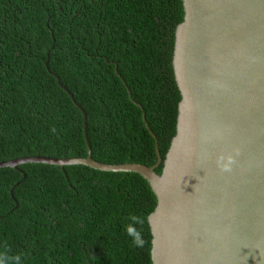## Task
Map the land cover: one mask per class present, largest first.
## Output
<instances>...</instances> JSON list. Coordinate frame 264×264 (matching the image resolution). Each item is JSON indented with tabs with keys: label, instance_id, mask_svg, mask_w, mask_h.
I'll use <instances>...</instances> for the list:
<instances>
[{
	"label": "trees",
	"instance_id": "1",
	"mask_svg": "<svg viewBox=\"0 0 264 264\" xmlns=\"http://www.w3.org/2000/svg\"><path fill=\"white\" fill-rule=\"evenodd\" d=\"M183 18L182 0H0V162L88 156L83 112L55 74L87 114L95 160L154 165L144 112L164 161ZM156 205L135 172L0 167V264H153Z\"/></svg>",
	"mask_w": 264,
	"mask_h": 264
},
{
	"label": "water",
	"instance_id": "2",
	"mask_svg": "<svg viewBox=\"0 0 264 264\" xmlns=\"http://www.w3.org/2000/svg\"><path fill=\"white\" fill-rule=\"evenodd\" d=\"M182 1L173 54L181 100L164 161L144 112L154 165L95 160L87 114L55 74L83 112L88 156H29L0 167L45 163L138 173L157 197L148 217L153 264H264V0Z\"/></svg>",
	"mask_w": 264,
	"mask_h": 264
},
{
	"label": "clouds",
	"instance_id": "3",
	"mask_svg": "<svg viewBox=\"0 0 264 264\" xmlns=\"http://www.w3.org/2000/svg\"><path fill=\"white\" fill-rule=\"evenodd\" d=\"M129 235H131V233H129Z\"/></svg>",
	"mask_w": 264,
	"mask_h": 264
}]
</instances>
